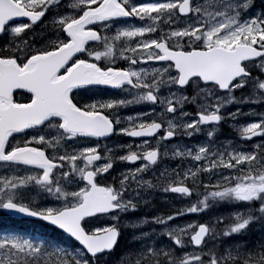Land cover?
<instances>
[{
  "label": "snow or ice",
  "instance_id": "6c2138e0",
  "mask_svg": "<svg viewBox=\"0 0 264 264\" xmlns=\"http://www.w3.org/2000/svg\"><path fill=\"white\" fill-rule=\"evenodd\" d=\"M0 38V209L62 237L0 236V264H109L127 228L139 230V247L119 264H264V236L242 239L264 221V0H0ZM106 89L126 95L99 97ZM234 103L260 110L225 114ZM140 104L150 107L119 116ZM240 117L249 120L236 126L239 141L214 145L221 122ZM205 131L209 142L194 149L163 143ZM117 134L157 143L114 157L101 141ZM163 157L202 162L161 173L165 193L191 197L202 172L219 179L183 208L125 220L150 203L141 189L156 185L143 174ZM117 159L140 163L117 178ZM220 203L245 207L219 230L223 217L170 223Z\"/></svg>",
  "mask_w": 264,
  "mask_h": 264
},
{
  "label": "rangeland",
  "instance_id": "374dc122",
  "mask_svg": "<svg viewBox=\"0 0 264 264\" xmlns=\"http://www.w3.org/2000/svg\"><path fill=\"white\" fill-rule=\"evenodd\" d=\"M257 10H259V8H257ZM128 22L129 23H136L138 21L129 20ZM117 56H119V45H118V48H117ZM240 95H241V92L237 91L236 96L240 97ZM128 98L131 99V96H129ZM135 106L136 105L131 106L130 110L134 111L135 110ZM237 108H242V110L244 112H248L250 108H257L258 110H260L259 106H257V105H251V104L240 105V104H235L234 103V104L229 105L227 107V109H225L223 111H225V114H227L228 112L235 111ZM248 120H249L248 117H240L236 121H233L231 119H226L224 121L228 122V125H232V127L234 129H236L235 125L238 126V125L243 124L244 122H246ZM193 142H194V144H192ZM208 142H209L208 139L207 140L206 139H204V140L203 139H197L196 140V139H194L192 137H190V138L185 137L183 140H181L178 143V146L180 148H193L194 149L195 147H197L199 145H202V144H207ZM233 142H236V141H233ZM255 142H257V141H255ZM258 142H259V140H258ZM224 145H226V143ZM175 161L177 162L178 166H180L179 170H181V171L187 170V168L190 167V166L194 167L198 163H202V162H195L190 157L189 158H184V159L176 158ZM131 169H133V168H131ZM155 170H156V168H154V170L149 172V173L143 174V179L144 180H150V181L153 182V184H155V183L161 184L164 180L161 178V175L156 174ZM165 170H167V172L169 174V173L173 172V170H176V168L171 171V168L168 167ZM165 170H164V172H165ZM223 171H224L225 175L228 174V170H223ZM218 179H219L218 175H213V176H211V179H210L209 178V173H206V172L200 173L199 176H198V179H197V183H200L201 187L196 189L194 191V193L196 191L201 192V190L203 189L202 184H207V183L215 184ZM186 182L191 187L193 186L191 180H188ZM163 184H164V182H163ZM133 187H135V185H133ZM141 192H142V195H144L145 199H148V200L152 201V199H153L152 196L156 195L157 199L159 200V204L158 205H155V206L154 205H149V207H150V213L149 214H151V210H154L156 212V215L169 214L170 210H173L175 208H183L186 205H188L187 202H183V200H186V199H184V197L174 196L170 192L165 193L163 191V187L157 193H155L152 189L147 190L146 194H144L143 189H141ZM180 201H182V203H180ZM238 205L244 206L243 204H235V203H220V204H216V205L210 207L206 211H202V212H199V213L186 214V215H184L182 217H179L178 219H176L175 221H172L170 223L179 224V225H186V224H189V223L198 224V219L203 216L205 218L204 219L205 223H213L214 224L218 217H223V220L221 221V223L217 225V228L219 230V229H222V228H224L225 226H227L228 224L231 223V217H232L233 213H235L237 211H244V207H240ZM152 217H149L148 219L150 220ZM161 228H162L161 225L146 224V225H144L142 230L150 232V231H152V229H156V232L159 233ZM263 228H264V226H263ZM138 232H139V230H133L131 228H128L127 233L125 234L126 238L122 239V242L120 244L119 250L116 251L117 253L120 254L121 257L125 254V252H127L129 250H134V249L139 247V243L132 240V237L134 235H137ZM262 236H264V235H262ZM30 238H32V237H30ZM154 238L158 241V243L163 242V241L169 242L167 236H158L157 235ZM36 240H38V239H36ZM191 250H192V248L188 249V251H191ZM111 261H112L111 264H113L112 256L109 258V263Z\"/></svg>",
  "mask_w": 264,
  "mask_h": 264
},
{
  "label": "flooded vegetation",
  "instance_id": "af4514ba",
  "mask_svg": "<svg viewBox=\"0 0 264 264\" xmlns=\"http://www.w3.org/2000/svg\"><path fill=\"white\" fill-rule=\"evenodd\" d=\"M3 43H4V38H0V46H2ZM116 63H117V66H120V65L127 66L125 61L120 60L118 58H117ZM145 67H148V65H145ZM87 95L90 96V95H93V93H88ZM125 95H126L125 92H123L121 90H118V89H106V90H103L102 92L98 93V96L102 97V98L123 97ZM149 107L150 106L147 105V104L136 105L134 111H131L130 107L121 108L119 110L118 114L121 117H126L128 115H131V114H134V113H137V112L146 111V110H148ZM186 111L194 114L196 112V109L192 107L191 110H186ZM185 137H186L185 135H179L178 134L173 139H171L169 141H166V142H163V143H166L168 145L169 152H171L173 150V146L174 145L178 146V143L181 140H183ZM143 139H149L153 145H155L157 143V141L155 139H152V138H130V137H127V136H123V135L117 134V135H114V136L110 137L107 140L101 141V146L103 147L104 145H107L108 148L113 149L112 155L114 157H118L119 155L126 154L127 149H126V147H121L122 145H124V146H126L128 144L136 145V144L141 143V141ZM192 144H194V143H192ZM97 163H101V162H97ZM139 163L140 162H137L136 164H130L128 162H122V161H119L117 159V160H115L114 167L111 170V174H112V176L119 178V176H120V174L122 172H126L130 168L135 169V167L138 166ZM168 167L171 168V171H172L173 169H175V168L177 169L178 168V164L175 161V159H172L170 157H163V158L158 159L157 163L155 165H152L146 173H149V172L153 171L154 168H156V170H155L156 174L161 175V173H164V170L166 168H168ZM0 174H3L2 171H0ZM169 174H172V172L169 173ZM109 182H111V178H109ZM163 182L161 184L155 183L156 187L154 189H152V190L155 193H157L164 186ZM172 195H174V194H172ZM174 196H176V195H174ZM152 197H153V199H152V201L149 200L150 201L149 204L145 205V204L141 203L138 211H136L135 213H130V214L126 215L124 217V219L125 220H131V221H137V220H139L142 217H147L148 218V217H152L153 215H156V212L154 210H151V214H149L150 213L149 205H154L155 206V205L159 204V200L157 199V196L153 195ZM37 199H39V198H37ZM41 203L48 204V206H54V204H49L48 201L41 200ZM173 210H170V213ZM107 219H108L107 217H101L95 223L97 224V226H103ZM127 230H128V228L124 230V237L123 238H126L125 234L127 233Z\"/></svg>",
  "mask_w": 264,
  "mask_h": 264
},
{
  "label": "trees",
  "instance_id": "16d2710c",
  "mask_svg": "<svg viewBox=\"0 0 264 264\" xmlns=\"http://www.w3.org/2000/svg\"><path fill=\"white\" fill-rule=\"evenodd\" d=\"M19 224L18 223H15V222H9L7 221L6 219L3 218V220L1 219L0 220V229H6V228H9V229H12V230H19ZM3 229V230H4ZM253 231V225H251V228H250V231L248 232V234L245 235V238L247 235H249V238L251 237V233ZM49 238H52V239H56V237L54 236V231L52 230V233L51 235L49 236ZM244 238V240H245ZM58 239V238H57ZM248 240V239H246Z\"/></svg>",
  "mask_w": 264,
  "mask_h": 264
},
{
  "label": "water",
  "instance_id": "95a60500",
  "mask_svg": "<svg viewBox=\"0 0 264 264\" xmlns=\"http://www.w3.org/2000/svg\"><path fill=\"white\" fill-rule=\"evenodd\" d=\"M4 211L7 212L10 215H13V216H16V217H27V216H25L23 214H20V213L9 212L7 210H4Z\"/></svg>",
  "mask_w": 264,
  "mask_h": 264
}]
</instances>
